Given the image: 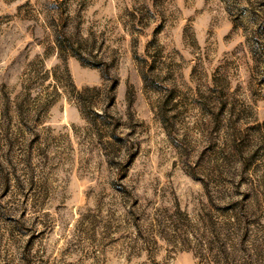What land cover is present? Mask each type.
Returning a JSON list of instances; mask_svg holds the SVG:
<instances>
[{"label":"rangeland","instance_id":"1","mask_svg":"<svg viewBox=\"0 0 264 264\" xmlns=\"http://www.w3.org/2000/svg\"><path fill=\"white\" fill-rule=\"evenodd\" d=\"M0 264H264V0H0Z\"/></svg>","mask_w":264,"mask_h":264}]
</instances>
